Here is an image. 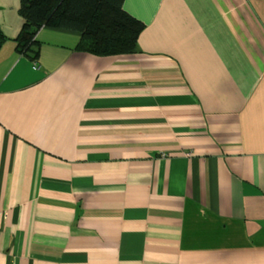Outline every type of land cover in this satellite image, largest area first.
Wrapping results in <instances>:
<instances>
[{"label":"crops","instance_id":"obj_1","mask_svg":"<svg viewBox=\"0 0 264 264\" xmlns=\"http://www.w3.org/2000/svg\"><path fill=\"white\" fill-rule=\"evenodd\" d=\"M123 7L132 53L0 24V264H264V0Z\"/></svg>","mask_w":264,"mask_h":264},{"label":"trees","instance_id":"obj_2","mask_svg":"<svg viewBox=\"0 0 264 264\" xmlns=\"http://www.w3.org/2000/svg\"><path fill=\"white\" fill-rule=\"evenodd\" d=\"M23 19L16 50L37 58L35 36L43 26L81 33L77 49L97 55L132 53L144 23L129 14L123 0H20ZM7 36L0 30V45Z\"/></svg>","mask_w":264,"mask_h":264},{"label":"rangeland","instance_id":"obj_3","mask_svg":"<svg viewBox=\"0 0 264 264\" xmlns=\"http://www.w3.org/2000/svg\"><path fill=\"white\" fill-rule=\"evenodd\" d=\"M19 6L20 0H0V24L3 28H10L23 20L18 12Z\"/></svg>","mask_w":264,"mask_h":264}]
</instances>
